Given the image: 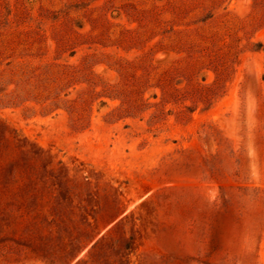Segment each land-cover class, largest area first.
Here are the masks:
<instances>
[{"label":"rangeland","instance_id":"obj_1","mask_svg":"<svg viewBox=\"0 0 264 264\" xmlns=\"http://www.w3.org/2000/svg\"><path fill=\"white\" fill-rule=\"evenodd\" d=\"M0 264H264V0H0Z\"/></svg>","mask_w":264,"mask_h":264}]
</instances>
